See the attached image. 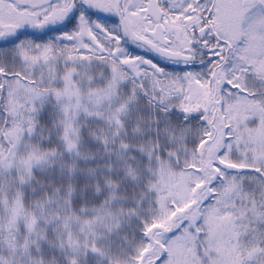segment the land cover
<instances>
[{
    "label": "snow or ice",
    "instance_id": "obj_1",
    "mask_svg": "<svg viewBox=\"0 0 264 264\" xmlns=\"http://www.w3.org/2000/svg\"><path fill=\"white\" fill-rule=\"evenodd\" d=\"M0 264H264V0H0Z\"/></svg>",
    "mask_w": 264,
    "mask_h": 264
}]
</instances>
